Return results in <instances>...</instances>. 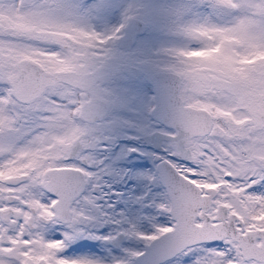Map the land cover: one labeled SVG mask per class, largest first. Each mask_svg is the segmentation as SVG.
Returning <instances> with one entry per match:
<instances>
[{
  "label": "snow or ice",
  "instance_id": "obj_1",
  "mask_svg": "<svg viewBox=\"0 0 264 264\" xmlns=\"http://www.w3.org/2000/svg\"><path fill=\"white\" fill-rule=\"evenodd\" d=\"M0 264H264V0H0Z\"/></svg>",
  "mask_w": 264,
  "mask_h": 264
},
{
  "label": "rangeland",
  "instance_id": "obj_2",
  "mask_svg": "<svg viewBox=\"0 0 264 264\" xmlns=\"http://www.w3.org/2000/svg\"><path fill=\"white\" fill-rule=\"evenodd\" d=\"M145 3H148V4H157V3H161L162 0H144ZM149 163V166H150V162H147ZM89 243H97V242H89Z\"/></svg>",
  "mask_w": 264,
  "mask_h": 264
}]
</instances>
